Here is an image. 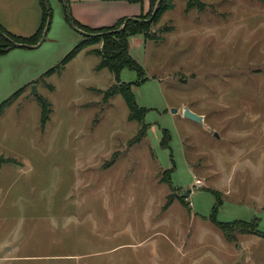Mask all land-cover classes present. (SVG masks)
<instances>
[{
  "label": "rangeland",
  "instance_id": "1",
  "mask_svg": "<svg viewBox=\"0 0 264 264\" xmlns=\"http://www.w3.org/2000/svg\"><path fill=\"white\" fill-rule=\"evenodd\" d=\"M155 4L128 39L143 74L98 69L102 33L56 0L39 47L0 55V103L21 90L0 115V264H264V0Z\"/></svg>",
  "mask_w": 264,
  "mask_h": 264
},
{
  "label": "trees",
  "instance_id": "2",
  "mask_svg": "<svg viewBox=\"0 0 264 264\" xmlns=\"http://www.w3.org/2000/svg\"><path fill=\"white\" fill-rule=\"evenodd\" d=\"M155 2H156V0H149L148 11L145 14H141L140 16H138L136 18H144V17L148 16L152 11V8H153ZM164 2H165V0H162L160 7H159V11L157 12V14L162 12V10L165 9V7L163 5ZM40 3L42 6V9H43L42 23H41L39 29L37 30V32L33 36H31L29 38L17 37V36H14V35L8 33L7 31H5L0 26V43L3 42L2 45L0 44V53L4 52L5 49L11 47L12 44L8 39H10L14 42H17V43L28 44V45H34L39 41V39L42 36L43 30L45 28L47 16H48V10H47L45 1L41 0ZM157 14L155 15V17L157 16ZM67 18L68 17L66 14V20L68 21ZM71 20L73 21V23L76 27H78L84 31H87L89 33H102L103 45H102L101 50L99 51L100 61L97 65L98 69H100L102 67H107L114 74V78L117 82H118V73L124 67H126L128 69L136 70L138 72V74H143L142 68L128 54V39H129V37L137 35V34H142L144 37H146L145 29L148 26L147 23L139 22V21L133 20L131 18H124V19L119 20L114 26L91 29V28H87V27H84L82 25H79L73 19H71ZM125 20H127V22H126L124 29L121 32L109 33V31L120 26ZM113 36L117 37V41L116 40L114 41ZM6 38H8V39H6ZM98 38L99 37L90 36V37H88V39H84V40L80 41L72 50H70L61 59V61L59 62V65L61 66L60 68H63V66L70 59H72L81 49H83L85 44H88V43L91 44L90 42H95L98 40ZM52 71H54V69L53 70L49 69L47 73L52 72ZM129 86L120 93H122V97H123L128 109L131 113V118L137 119L138 118V116H137L138 110H141L142 112H144V109L137 107V104L135 102V99L133 98V94H132ZM20 92H21V90H20ZM20 92L17 91L16 93H14V95H12L11 98L6 99L0 103V115L3 112L4 108L10 103L12 98ZM41 102H42V118H41V120H42V123H44L46 120V117H47L46 116L47 111L45 109L44 101L42 100ZM140 133H141V131H140ZM139 134L136 138H138L140 136ZM163 140L165 141L166 137H164ZM216 208L217 207H215V206L213 207L212 214H211L210 218H213L214 213L217 210ZM214 222L223 231L225 237H227V239H229V232L232 230V229H230V226L232 225L233 222H223V221H218L217 219H214ZM241 224H242V222H241ZM243 224L246 225L247 223H243ZM247 225H249V224H247ZM258 230H257L258 233L264 234L263 231H260V230L258 231Z\"/></svg>",
  "mask_w": 264,
  "mask_h": 264
},
{
  "label": "crops",
  "instance_id": "3",
  "mask_svg": "<svg viewBox=\"0 0 264 264\" xmlns=\"http://www.w3.org/2000/svg\"><path fill=\"white\" fill-rule=\"evenodd\" d=\"M40 1L0 0V26L17 37L29 38L33 36L39 29L43 18V9ZM65 1L66 5L63 0H56L57 3L63 6L65 18L68 10L71 19L79 25L91 29L114 26L121 19L136 18L141 14H145L149 8V0ZM137 35L142 36L141 34ZM134 36L131 37L133 38ZM16 48L32 49L27 47H9L4 52H1L0 55H4Z\"/></svg>",
  "mask_w": 264,
  "mask_h": 264
},
{
  "label": "water",
  "instance_id": "4",
  "mask_svg": "<svg viewBox=\"0 0 264 264\" xmlns=\"http://www.w3.org/2000/svg\"><path fill=\"white\" fill-rule=\"evenodd\" d=\"M44 1H45V4H46V7H47V10H48V16H47V21H46L45 28H44V30H43L42 36H41V38L39 39V41H38L36 44H34V45H28V44L17 43V42H14V41H12V40L6 38V39H8V40L11 42V44H12L11 47L37 48V47H39V46L42 44V42L45 40V37H46L47 31H48L49 26H50L51 13H50V8H49V6H48V2H47V0H44ZM63 2H64V4L66 5V1L63 0ZM160 2H161V0H158V1L156 2L155 7H154V9H153V12H152V15H151V16H154L155 13L157 12ZM67 17H68V22H69L70 26H71L73 29H75V30H76L77 32H79L80 34H86V32H84L82 29H80V28H78V27H76V26L74 25L73 21L71 20V17H70V14H69V11H68V10H67ZM131 19H133V20H138L137 18H131ZM126 22H127V20H125V21L122 23V25H121L118 29H116V30H114V31H112V32H121V31L124 29V27H125V25H126ZM31 93H33L34 95H37L36 85H32V87H31ZM173 112H175V109H173ZM182 113H183V116H184V117H186V118H188V119H190V120H193V121H196V122H199V123H202V122H203V116H202V115H199V114H197V113H195V112L192 111L188 106H184V108H183V110H182ZM188 193H189V192L186 191L184 194H182V196H183V197H186V196L188 195Z\"/></svg>",
  "mask_w": 264,
  "mask_h": 264
},
{
  "label": "built area",
  "instance_id": "5",
  "mask_svg": "<svg viewBox=\"0 0 264 264\" xmlns=\"http://www.w3.org/2000/svg\"><path fill=\"white\" fill-rule=\"evenodd\" d=\"M198 184H199V182H198Z\"/></svg>",
  "mask_w": 264,
  "mask_h": 264
}]
</instances>
